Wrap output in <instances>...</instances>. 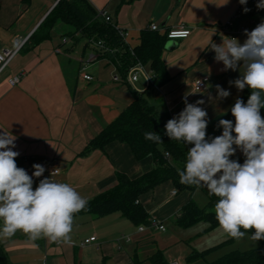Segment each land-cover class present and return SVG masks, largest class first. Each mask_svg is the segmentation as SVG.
I'll use <instances>...</instances> for the list:
<instances>
[{"label": "crops", "instance_id": "1", "mask_svg": "<svg viewBox=\"0 0 264 264\" xmlns=\"http://www.w3.org/2000/svg\"><path fill=\"white\" fill-rule=\"evenodd\" d=\"M88 1L98 12L105 11L111 17L112 25L124 32V43L130 49L140 45L142 31L149 30L151 24L158 26L155 32L161 35L177 28L191 30L187 39L168 40L169 48L161 56L168 79L159 87L150 86L143 76L135 83L129 82L133 67L123 74L112 58L124 51L122 47H100L60 20L47 40L27 45L3 73L0 134L6 132L16 138L13 150L20 153L16 158L18 167L31 175L33 164L56 158L61 168L58 181L71 184L90 201L116 185L117 173L135 179L155 168L151 157L139 161L123 143L111 142L104 150L90 148L92 140L132 103L133 91L143 94L166 122L183 110L185 95L189 103L204 99L201 107L208 113L207 135L222 133L218 121L232 119L230 108L238 97L243 99L247 88L238 91L229 84L240 72L221 71L223 64L214 60L211 45L229 37L222 32L228 23L231 29L241 30L236 38L242 44L246 39L244 30L251 31L264 21V9H257L258 1L253 0H248L247 5H241L239 0ZM58 2L30 0L27 5L23 0H0V52L29 38ZM244 7L250 11L245 13ZM144 67L152 77L150 66ZM82 68L92 80L82 78ZM20 74H24L20 83L11 86L9 80ZM116 76L120 81L114 80ZM202 77L210 79L208 89L197 92L194 82ZM216 85L230 91V96L215 99ZM243 157L237 150L232 159L239 161ZM39 179L42 177L34 178V188ZM191 199L200 207L208 203L200 190L193 194L177 191L171 182L140 197L150 222L164 225L165 231H139L119 214L100 219L82 214L74 216L70 242L48 238L32 241L16 232L10 238L0 237V244L12 264H22L28 258L30 264H153L151 257L157 252L162 253L167 264L174 260L187 264L192 253H206V258L198 261L209 264L232 251L261 245L260 241L245 238L250 233L236 240L223 233L219 225L209 229L205 222L180 228L176 217ZM182 231L189 236L180 237V253L176 257L168 255V246ZM93 236L96 241L81 245ZM201 239L207 241L204 247L197 245Z\"/></svg>", "mask_w": 264, "mask_h": 264}, {"label": "clouds", "instance_id": "2", "mask_svg": "<svg viewBox=\"0 0 264 264\" xmlns=\"http://www.w3.org/2000/svg\"><path fill=\"white\" fill-rule=\"evenodd\" d=\"M239 3L247 5L248 0ZM256 7L264 9V0H258ZM244 35L242 44L235 37H222L221 43L211 45L214 60L223 64L221 71L240 72L229 84L238 91L250 90L246 103L238 97L231 106L234 121L220 119L217 127L222 133L209 137L208 113L201 107L206 101L189 103L185 95V107L166 122L164 135L191 145L183 169L178 170L180 183L206 188L218 198L214 213L220 230L236 240L251 231L250 239L257 242L264 240V21L251 31L245 29ZM215 87V99L230 96V91ZM15 139L0 134V237L20 231L32 241L70 242L74 215L86 208L87 200L71 184L53 180L54 171L34 188V178L43 177L46 169L35 163L29 175L18 167ZM145 139L162 142L157 132H146ZM237 150L244 156L242 164L232 159Z\"/></svg>", "mask_w": 264, "mask_h": 264}, {"label": "trees", "instance_id": "3", "mask_svg": "<svg viewBox=\"0 0 264 264\" xmlns=\"http://www.w3.org/2000/svg\"><path fill=\"white\" fill-rule=\"evenodd\" d=\"M23 2L28 5L30 0ZM59 20L72 26L89 41L102 43L106 49L122 47L124 51L115 53L112 57L121 73L126 74L131 67L138 64L149 65L153 72L150 86L159 87L168 79L161 57L168 42L166 34L161 35L151 29L144 30L140 45L130 49L124 43V32L111 22H106L88 0H59L52 12L26 41L23 49L27 45L35 46L47 40ZM249 95L250 90L247 89L243 97L245 103ZM261 115L264 116V109L261 110ZM231 120L234 121V117ZM165 124L166 121L149 100L143 94L133 91L132 103L92 140L90 148L104 150L111 142L123 143L130 147L137 160L151 157L155 168L135 179L117 173L116 185L87 201L86 208L74 216L90 214L100 219L119 214L137 227L148 226L149 214L140 202V197L165 182H171L177 191L193 194L200 190L208 198V203L204 207H200L194 199L183 207L176 217V224L180 228L188 229L200 222L208 223L209 229L218 226L214 213V204L218 198L209 195L206 188L180 183L178 170L184 167L188 146L181 141L170 140L164 135ZM146 132L159 133L162 142L145 139ZM239 162L242 164L244 157ZM248 233L252 234L251 231ZM260 242L261 245L255 249L235 250L209 264H264V240ZM206 256V253H192L187 261L192 264L204 260ZM151 260L153 264H167L161 252L153 255ZM0 264H12L1 244Z\"/></svg>", "mask_w": 264, "mask_h": 264}, {"label": "built area", "instance_id": "4", "mask_svg": "<svg viewBox=\"0 0 264 264\" xmlns=\"http://www.w3.org/2000/svg\"><path fill=\"white\" fill-rule=\"evenodd\" d=\"M258 0H253V2H257ZM100 16L106 20V22H111L112 19L111 17L105 12V11H101L99 12ZM149 29H151L152 31H158L159 28L157 25L155 24H151ZM222 32L225 35H229V37H235L236 35H238L239 33H241V30H233L231 29V23L226 24V26H224L222 28ZM167 38L168 40H184L187 39L191 36V30L186 29V28H177V29H172L168 32H166ZM29 38H27L24 41H16L15 44L8 49L3 50L2 52H0V81H1V77L3 75V73L5 72V70L10 66V64L13 62V60L19 55V53L22 51L26 41ZM100 47H104L102 45V43H97ZM24 76V74H20L19 76H15L12 79L9 80V84L11 86H17L22 77ZM81 76L84 80L86 81H90L92 80V77L90 75H88L86 73V68H82L81 69ZM143 76L145 77V79L147 80V82L149 84H151V80L152 77L147 73V71L145 70V67L141 64L135 65L132 70H131V76L129 78V82L135 83L138 81V79ZM115 81H120V77L116 76L114 78ZM210 79L208 77H202V78H198L197 80H195L194 82V89L197 92H203L206 91L208 89V84H209ZM41 165H43L46 169V171L43 174V177H49L50 174L53 172L52 175V179L58 181L59 176L61 175V168L59 165V161L56 158H50L49 160L43 161L41 162ZM176 193V192H175ZM2 223V222H0ZM146 228H150V229H158L160 231H165L166 228L164 225L162 224H158L156 222H150V224L148 226H141L139 227V231H144ZM20 232V231H18ZM22 234H24L23 232H20ZM96 237H90L86 240H84L83 243H81V245H87L90 244L94 241H96ZM171 264H180L179 262H173Z\"/></svg>", "mask_w": 264, "mask_h": 264}, {"label": "rangeland", "instance_id": "5", "mask_svg": "<svg viewBox=\"0 0 264 264\" xmlns=\"http://www.w3.org/2000/svg\"><path fill=\"white\" fill-rule=\"evenodd\" d=\"M172 229V228H171ZM181 234V236H179L178 234H177V238L174 240V242L173 243H171L168 247H169V250H168V255H170V254H173L175 257L180 253V248H181V246H182V243L181 242H179V239L181 240L182 238H180V237H186V236H189V233L188 232H181L180 233ZM250 237H251V235H246V237L245 238H247L248 240H250V241H253L252 239H250ZM206 239H201L198 243H197V245H198V247H204V245L206 244ZM255 243H259V241H254ZM249 242H247V245H250V244H248ZM257 245H259V244H257ZM257 247V246H256ZM168 255H167V257H168ZM167 260L169 261V258H167ZM167 261V262H168ZM177 260H174V262H176ZM31 263V260L28 258V259H26L22 264H30ZM169 263V262H168ZM171 263H173V262H170V264ZM210 263V262H209ZM188 264V263H187ZM193 264V263H192ZM194 264H208V262H204V261H198V262H195Z\"/></svg>", "mask_w": 264, "mask_h": 264}, {"label": "water", "instance_id": "6", "mask_svg": "<svg viewBox=\"0 0 264 264\" xmlns=\"http://www.w3.org/2000/svg\"><path fill=\"white\" fill-rule=\"evenodd\" d=\"M169 48V45L165 47V49Z\"/></svg>", "mask_w": 264, "mask_h": 264}]
</instances>
